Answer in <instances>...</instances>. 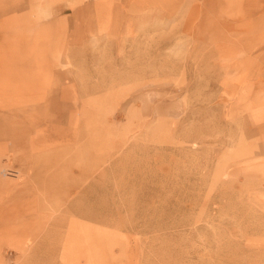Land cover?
<instances>
[{
    "label": "rangeland",
    "instance_id": "374dc122",
    "mask_svg": "<svg viewBox=\"0 0 264 264\" xmlns=\"http://www.w3.org/2000/svg\"><path fill=\"white\" fill-rule=\"evenodd\" d=\"M0 264H264V0H0Z\"/></svg>",
    "mask_w": 264,
    "mask_h": 264
},
{
    "label": "crops",
    "instance_id": "0c3cea01",
    "mask_svg": "<svg viewBox=\"0 0 264 264\" xmlns=\"http://www.w3.org/2000/svg\"><path fill=\"white\" fill-rule=\"evenodd\" d=\"M32 115H34L33 113H32ZM32 115H31V117L30 118H32ZM34 118V117H33ZM35 119H37V118H35ZM40 124V123H39ZM41 125V124H40ZM27 131H28V129H27ZM29 131L30 132H33V129L31 128V129H29ZM31 137H32V135H31ZM30 137V138H31ZM31 142H34L33 141V139L31 138V140H30ZM29 145V142H28V144H27V146ZM26 146V145H25ZM29 151L31 152L32 150L31 149H29ZM35 151V150H34ZM33 151V152H34ZM30 156H32V153L30 154ZM78 172H79V175L81 174V170L79 169L78 170ZM36 185L37 184H35V185H33L30 181L28 182V183H26L24 186H23V188L24 187H26V189H28L27 191H25V192H27L26 194H27V200H26V206H28L27 205V203L29 202L28 200H30V201H32L31 203H30V206L31 205H34L35 204V200H36V197H37V195H38V193H37V191H36ZM22 186V185H21ZM21 188V187H20ZM19 188V189H20ZM18 194V193H17ZM66 212L67 213H73V214H75V212L73 211V210H71V207H70V205L69 206H67V208H66ZM65 213V212H64Z\"/></svg>",
    "mask_w": 264,
    "mask_h": 264
}]
</instances>
